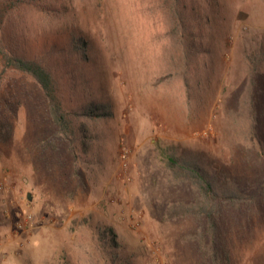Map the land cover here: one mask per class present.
<instances>
[{
	"label": "rangeland",
	"instance_id": "1",
	"mask_svg": "<svg viewBox=\"0 0 264 264\" xmlns=\"http://www.w3.org/2000/svg\"><path fill=\"white\" fill-rule=\"evenodd\" d=\"M0 1V264H264V0Z\"/></svg>",
	"mask_w": 264,
	"mask_h": 264
},
{
	"label": "trees",
	"instance_id": "2",
	"mask_svg": "<svg viewBox=\"0 0 264 264\" xmlns=\"http://www.w3.org/2000/svg\"><path fill=\"white\" fill-rule=\"evenodd\" d=\"M3 21L4 16L0 1V81L2 79V76L8 71L22 73L31 77L39 86L46 99L52 123L55 125L61 135L67 137L68 134L71 133L70 122L67 120L63 112L59 81L56 75L45 65L35 60H29L24 57L15 55L6 48L1 38V24L3 23ZM187 167L190 168L189 166H184V169H186ZM201 172L202 170L197 167L195 169H190V174L194 173V178H197V180L206 185L205 191L208 194L211 193L212 196L220 194L221 196H224L226 200L234 203L240 202V200H245V196L241 195L240 193L235 194L234 191H230L229 193H227V191L230 190L229 186L221 191L212 189L211 184ZM199 212L205 213V210H199ZM207 213L210 214V212ZM210 217L212 221H214L212 215H210ZM110 243L114 244L113 240H111Z\"/></svg>",
	"mask_w": 264,
	"mask_h": 264
}]
</instances>
